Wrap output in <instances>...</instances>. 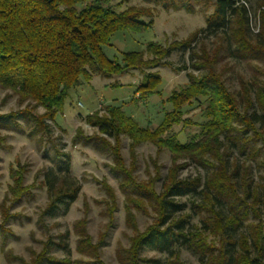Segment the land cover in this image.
I'll list each match as a JSON object with an SVG mask.
<instances>
[{
  "label": "trees",
  "instance_id": "trees-1",
  "mask_svg": "<svg viewBox=\"0 0 264 264\" xmlns=\"http://www.w3.org/2000/svg\"><path fill=\"white\" fill-rule=\"evenodd\" d=\"M112 1L0 0V86L18 93L21 102L35 99L47 111L36 116L27 107L0 115V127L23 131L17 121L22 113L26 123L35 120L37 128H49L46 118L54 120L71 91L96 74L111 78L142 70L137 92L153 94L162 77L145 70L163 59L171 65L166 58L175 49L190 51V64L177 68L187 70L189 81L173 90L168 98L172 109L156 128L142 126L122 106L109 105L105 115L99 116L97 111L90 116L93 125L116 141L111 144L107 138L97 137L118 156L117 167L128 177L123 190L147 191V197L158 204V219L134 236L127 258L132 264H147L141 252L151 245L166 252L168 258L177 257L185 247L199 254L202 262L264 264V72L253 64L264 66V11L262 30L256 32L247 0H216L206 25L187 39L169 45L152 41L145 51H125L118 58L106 51L114 34L148 31L153 22L144 20L143 13L133 7L118 10ZM257 3L264 6V0ZM240 63L249 64L252 74L246 78L236 73L238 87L232 89L228 74ZM194 103L201 108L202 121L195 122L200 132L182 142L170 130L175 124L194 123L183 118L184 106ZM121 135L131 139L132 150L152 142L159 150H168L174 162L187 158L190 162L185 165L192 163L204 172L180 178L178 165L168 173L159 192L152 184L139 185L123 164ZM65 169V175L48 170L44 178L51 196L50 214L75 201L81 190L76 178L66 176L68 166ZM183 196L190 200V213H181L186 207L179 200ZM194 215L201 226L191 224L185 231V223ZM209 233L215 237L212 241L202 237ZM62 245L68 250L66 242ZM46 259L52 264H73L53 256ZM95 262L103 264L99 254Z\"/></svg>",
  "mask_w": 264,
  "mask_h": 264
},
{
  "label": "rangeland",
  "instance_id": "rangeland-1",
  "mask_svg": "<svg viewBox=\"0 0 264 264\" xmlns=\"http://www.w3.org/2000/svg\"><path fill=\"white\" fill-rule=\"evenodd\" d=\"M258 1L262 0H247L251 6V25L256 32L262 30L264 11V6L257 5ZM215 3L216 0H113L111 5L118 10L133 7L143 13L144 20L153 23L150 30L140 33L116 32L112 46L106 47V51L110 57L121 58L125 51H145L152 41L169 45L187 39L206 25L207 18L215 11ZM190 57V51L175 49L166 58L171 65L164 64L163 59L147 68L145 71L158 72L162 77L153 94L142 96L137 92L142 70L134 69L111 78L96 74L89 83L71 91L54 120L46 118L50 129L37 128L35 120L26 123L22 113L17 121L23 131L0 127V264H52L46 256L72 260L73 264H95L98 254L103 264H132L127 258L132 239L158 219V204L152 195L147 197V191L123 190V181L128 177L117 167L118 156L97 137L107 138L111 144L116 141L93 125L90 116L98 112L99 116L105 115L109 105L122 106L142 126L156 128L164 113L172 109L168 98L173 90L189 81L187 70L177 68L189 65ZM253 64L254 69L259 67L264 72L263 65ZM249 67L246 63L236 64L228 74L230 88L238 87L236 73L246 78L252 74ZM20 98L18 93L0 86V115L27 107L36 116L47 112L35 99L21 102ZM183 110V118L194 123L175 124L170 131L185 142L200 132L195 122H201L202 118L196 103L185 105ZM130 140L121 135L120 154L139 185L152 184L154 191L159 192L168 173L178 165H181L180 178L204 172L192 163L185 165L190 162L187 158H179L175 163L168 150H159L152 142H143L132 150ZM67 166L66 176L76 178L81 190L75 201L50 214L51 196L44 178L48 170L65 175ZM253 176L257 179L255 168ZM179 200L186 203L181 213H190L188 197ZM191 224L201 226L199 217H191L184 230ZM202 237L209 241L215 238L212 233ZM63 241L68 250L63 247ZM88 242L90 245L86 246ZM93 250H96L94 254L88 253ZM167 255L151 245H146L141 252L147 264H215L202 262L199 254L185 247L177 257Z\"/></svg>",
  "mask_w": 264,
  "mask_h": 264
}]
</instances>
